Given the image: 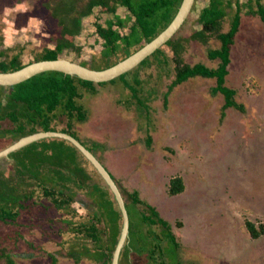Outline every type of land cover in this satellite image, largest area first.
Masks as SVG:
<instances>
[{"label":"trees","instance_id":"16d2710c","mask_svg":"<svg viewBox=\"0 0 264 264\" xmlns=\"http://www.w3.org/2000/svg\"><path fill=\"white\" fill-rule=\"evenodd\" d=\"M182 2L183 0H48L44 7L56 21L60 33L54 39V48L44 49L27 64L22 59L25 47L1 49L0 73L14 72L34 62L57 60L70 51L81 52L83 49L76 44V38L98 9L113 16L114 20H109L105 26L94 24L97 41H102V49L92 55L91 63H78L98 71L111 68L165 31L178 14ZM238 2L239 0H209L196 21L202 27L200 30L188 37H179L177 33L136 68L110 82L93 83L60 72H46L15 86L0 87V134L3 132L0 151L29 135L61 132L78 140L109 171L105 162L109 157L105 154L116 149L110 142V135L99 138L89 136V124L95 115V100L99 98L108 104L113 100L116 104L113 111L107 109L108 122L120 119L125 123H138V120L148 119L151 106L158 101L159 96L163 98L166 108L174 90L195 78L216 82L211 94L213 97L218 94L224 97L222 117L227 108L231 107L245 112L244 106L236 103L237 92L227 84L231 53L241 24ZM250 2L256 5V10L250 13L264 22L263 0ZM122 8L127 10L125 18L118 14ZM250 9L253 10V7ZM228 18L231 20L230 29L224 32V24ZM127 22H132L129 32L122 35L120 29ZM214 39L219 42L218 47H208ZM2 40L1 37L0 48H4ZM194 41L207 47L208 59L218 62L215 68L204 63L190 64L186 61L187 49ZM169 74L173 75L172 81L163 89L160 81L164 79L160 77L165 78ZM106 87L110 89L102 97V90ZM115 93L118 98H114ZM135 109L137 118L134 116ZM137 126L139 132H142V125L139 123ZM137 141L138 139L130 141V144ZM145 141L146 146L151 149L153 136L150 133L146 135ZM162 151L174 153L166 147ZM18 152L20 153L17 151L12 155ZM22 152L25 158L15 159L9 169V173H12L9 176L0 174L1 183L16 182L17 179L21 182L20 185H15L17 189L13 188L6 194L0 191V224L19 229L22 211L31 212L37 207L44 208L43 216L52 224L56 219L49 218L48 211L55 210L58 214H65L66 232L73 234L76 242L68 245L69 241H60V249L56 253L45 252L51 264H58L59 258L71 260L75 264H81L84 260L93 264H112L122 231V213L110 188L96 169L76 147L61 139L42 140L27 146ZM78 157L92 166L101 182L96 183L87 177L86 171L81 165H77ZM110 174L123 196L130 222L129 236L119 264H196L194 261H185L186 249H181L182 245L172 225L161 216L158 209L142 199L139 191L125 187L118 177L111 172ZM86 186L89 188L85 189ZM184 191L185 184L181 177L171 179L170 196H178ZM79 195L91 200L95 209L80 212L79 216L74 206ZM246 227L254 240L264 236V225L258 226L246 221ZM30 228L34 229L33 226ZM66 232L57 238L60 239ZM16 233L19 235L20 232ZM3 258L8 264H15L10 254L0 253V259Z\"/></svg>","mask_w":264,"mask_h":264},{"label":"rangeland","instance_id":"374dc122","mask_svg":"<svg viewBox=\"0 0 264 264\" xmlns=\"http://www.w3.org/2000/svg\"><path fill=\"white\" fill-rule=\"evenodd\" d=\"M47 1L0 0V39L2 37L3 47L8 46L3 36V32L7 33L11 39L9 45H13L0 50L25 47L22 59L27 64L44 49L54 48V39L60 33L56 21L44 7ZM207 1L198 0L197 9L205 7ZM251 7L256 8V5L253 3ZM126 11L119 9L118 14L125 18ZM198 15V12L191 14L190 20L177 32L179 37L201 28L196 24ZM256 19L258 25L245 23L239 42L233 47L229 66L228 87L237 92L236 103L244 106L245 112L231 107L222 117L224 97L211 94L216 82L200 78L175 89L166 108L159 96L151 106L148 119L138 120V123H125L120 119L108 122L106 112L108 108L110 112L116 108L114 101L108 104L97 98L94 102L95 115L89 124V136L110 135L116 149L122 145L123 151L116 154L119 158L111 156V170L125 187L138 188L141 197L170 222L181 249H186L185 261L189 263L264 264V236L254 240L246 227V221L264 225V22L260 17ZM109 20H114L113 16L96 10L76 38V44L83 50L70 51L60 58L91 63L92 55L102 49L94 24L105 26ZM131 24L127 22L120 33L127 34ZM215 41L208 47H213ZM206 49L203 44L192 43L187 49L186 61L197 63L203 54L208 55ZM172 74L160 77L164 79L160 81L161 88L166 89L171 83ZM109 89L102 90V97ZM114 98H118L117 93ZM134 116L137 118L136 109ZM139 123L142 132H139ZM148 133L153 136L151 149L145 141ZM135 138L137 143L130 144ZM127 147L130 148L126 150ZM164 147L174 153L163 152ZM19 157L25 158V155L18 152L1 159L0 174L9 176L10 166ZM77 165H81L89 179L101 182L85 159L78 157ZM174 177L183 179L185 191L171 197L169 185ZM20 183L19 179L0 182V191L6 194ZM76 201L74 206L79 216L94 208L93 202L84 195H79ZM48 212L49 218L56 219L52 224L44 218L42 207L22 211L19 229L0 224V253L10 254L15 264H51L45 252L56 253L60 241H69L68 245H72L76 239L66 232L65 214L55 210ZM64 231L66 235L58 239ZM16 232H20L19 235ZM0 264L8 263L3 258ZM58 264L75 263L59 258ZM81 264L93 263L84 260Z\"/></svg>","mask_w":264,"mask_h":264},{"label":"water","instance_id":"95a60500","mask_svg":"<svg viewBox=\"0 0 264 264\" xmlns=\"http://www.w3.org/2000/svg\"><path fill=\"white\" fill-rule=\"evenodd\" d=\"M195 1L196 0H183L178 14L165 31H163L152 42L146 44L138 52L134 53L129 58L121 61L111 68L101 71L93 70L88 67L82 66L77 62H73L67 59L39 61L29 64L22 69L14 72L0 73V87L15 86L46 72H60L64 73L65 75L74 76L93 83H106L115 80L136 68L146 58L154 54L157 50L161 49L172 37H174L190 15ZM46 139H61L70 142L90 162V164L96 169V171L100 174V176L110 188L119 206V209L121 210L123 219L121 235L112 261V264H119L121 252L129 236L130 222L128 212L123 196L115 181L113 180L111 174L85 146H83L74 137L66 133L52 131L39 132L23 137L6 149L0 151V160L9 158V156L14 152Z\"/></svg>","mask_w":264,"mask_h":264},{"label":"crops","instance_id":"0c3cea01","mask_svg":"<svg viewBox=\"0 0 264 264\" xmlns=\"http://www.w3.org/2000/svg\"><path fill=\"white\" fill-rule=\"evenodd\" d=\"M202 1V0H201ZM208 2H209V0L207 1V4L205 5V7L208 5ZM198 3V0L195 2V4H194V6H193V8H192V11H191V13H190V15L188 16V18H187V20L185 21V23L187 22V21H189L190 20V17H192L191 16V14H193L194 12H198L199 14H200V11L204 8H202V9H197V7H196V4ZM263 3H264V0H263ZM238 4L240 5V8H241V24H240V27H239V32H238V34H237V36H236V42H239L238 40L240 39V35H241V32L243 31V29H244V26H245V23H247V24H249V23H255L256 25H258V20L256 19V17H258L257 15H255V14H251L250 12L251 11H254V10H256V8H253V10H251L250 9V7H251V2H250V0H239V2H238ZM194 7H195V9H194ZM235 7H236V5H235ZM194 9V10H193ZM230 15L232 14H234V13H229ZM198 17H199V15H198ZM260 20V19H259ZM257 21V22H256ZM261 21V20H260ZM230 22H231V20L228 18L227 19V21L225 22V24H224V32H227L229 29H230ZM262 22V21H261ZM185 23L182 25V26H185ZM199 25V24H198ZM200 26V25H199ZM192 28V27H191ZM202 28V27H201ZM201 28H199V29H194L193 31L191 30L190 31V35L193 33V32H195V31H198V30H200ZM190 35H188V36H190ZM3 36H4V42L8 45V46H5L4 48H6V47H11V46H13V45H9V44H11V39H10V35L9 34H7V33H4L3 32ZM188 36H185V37H188ZM192 43H197V44H202V43H200V42H196V41H194V42H191V44ZM213 43V40L211 41V44ZM217 43H218V41L216 40L215 41V43H214V46L213 47H211V48H215V47H218L217 46ZM190 44V45H191ZM219 44V43H218ZM205 53H206V51H205ZM203 57L201 58V60L200 61H198L197 63H204L206 66H208V67H210V68H215L216 66H217V61L216 62H214V61H211V60H209L208 59V57L206 56V54H203L202 55ZM196 64V63H195ZM195 79H197V78H195ZM195 79H193V80H195ZM200 79H203V78H200ZM227 83H228V78H227ZM218 95H221V94H218ZM134 140H136V138L134 139ZM37 143V142H36ZM126 143V142H125ZM127 146V145H126ZM26 148V147H25ZM130 147H127L126 148V150H128ZM24 149V148H23ZM23 149H21V150H19L20 152H21V154L23 155L24 154V152H22V150ZM131 150H133L132 152H135L134 151V148H132ZM123 151V149L122 148H120V145H119V147H118V149H115L113 152H110V153H106L105 154V156H107V158L109 157V159H106V165L108 166V168H109V171L115 176V177H117L116 175H115V173L111 170V164H112V160H113V156L114 155H116V154H121V152ZM17 152V151H16ZM15 153V152H14ZM143 153V152H142ZM112 156V157H111ZM116 158H119L117 155H116ZM109 172V173H110ZM135 190H139L138 188H135ZM140 193V192H139ZM141 195V194H140ZM172 197V196H171ZM142 198V197H141ZM143 199V198H142ZM94 206V205H93ZM95 209V206H94V208H93V210ZM159 211V210H158ZM160 212V211H159ZM161 214V213H160ZM165 219V218H164ZM165 220H167V219H165ZM168 221V220H167ZM169 222V221H168Z\"/></svg>","mask_w":264,"mask_h":264},{"label":"flooded vegetation","instance_id":"af4514ba","mask_svg":"<svg viewBox=\"0 0 264 264\" xmlns=\"http://www.w3.org/2000/svg\"><path fill=\"white\" fill-rule=\"evenodd\" d=\"M59 59H62V58H59Z\"/></svg>","mask_w":264,"mask_h":264}]
</instances>
